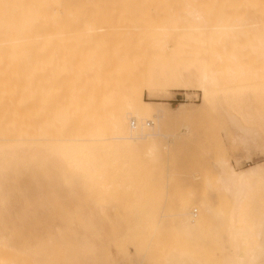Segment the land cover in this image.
<instances>
[{
	"label": "bare ground",
	"instance_id": "6f19581e",
	"mask_svg": "<svg viewBox=\"0 0 264 264\" xmlns=\"http://www.w3.org/2000/svg\"><path fill=\"white\" fill-rule=\"evenodd\" d=\"M130 50L155 64L156 80H148V65L117 55ZM249 55L262 76L264 0H0V264H119L123 252L128 264H197L174 250L153 260L156 244L148 241L174 217L177 234L188 237L210 204L186 203L136 234L130 228L129 242L113 234L114 252L104 227L84 224L79 212L98 191L103 216L110 198L138 191L134 178L151 169L142 160L164 162L170 112L184 119L187 104L168 110L167 102H146L144 90L188 82L202 93L198 112L216 95L231 106L239 103L236 87L250 80ZM249 139L245 133L244 150ZM215 165L235 205L231 185L264 176V161L239 171ZM155 173L164 176V165ZM246 228L251 246L231 264L264 255V213Z\"/></svg>",
	"mask_w": 264,
	"mask_h": 264
},
{
	"label": "rangeland",
	"instance_id": "374dc122",
	"mask_svg": "<svg viewBox=\"0 0 264 264\" xmlns=\"http://www.w3.org/2000/svg\"><path fill=\"white\" fill-rule=\"evenodd\" d=\"M130 51L119 52L117 55L128 60L136 59L137 67L148 65L150 74L148 80L151 82L156 80L155 64L144 62L142 55L136 51ZM248 60L250 80L236 87L241 94L237 102H241L242 107L239 103L227 106L223 99L216 95L204 110L198 112L195 105L201 103L202 93L188 82H173L166 92L143 91V99L146 102H167L168 110L177 109L180 103L187 104L186 115L188 116L176 120V113L170 112L173 122L169 124V127L171 128L173 123L174 125L172 130L169 127H167L168 130L166 129V133L172 138L163 140V144L168 147L164 162L158 160L152 166L147 160H142L143 166L145 163L144 168L151 165V169L148 168L149 171L144 169L146 172L134 178L137 179L134 181L139 188L137 192H129L134 194L132 197L127 196L126 191L120 194L121 196L124 194L123 198L118 195L121 199H118L117 195L113 196L117 198L115 202L113 197V200L109 197V202H112H108L106 207L102 208L104 214L99 216L97 212L101 208L98 203L94 202L98 199L97 196L100 198L101 195L100 192L95 191L98 195L94 194L92 205L89 203L87 208L80 210L79 216L84 224L95 226L96 229L104 227L102 238L108 242L112 252H114L113 242H111L113 234L115 239L124 238V242L132 241L134 233L142 230L153 220L157 221L160 216L176 215L182 205L190 203L192 209L202 202L211 205V213L200 222L201 224L199 223L196 229L192 230L193 232L189 230L192 234L188 231L190 233L188 237L177 234L176 222L178 221L175 217V224L171 223L175 225L174 228L170 224L171 219L166 218L167 220L163 221L155 237L148 241L156 244L154 245L156 250L153 253L150 252L151 258L156 260L159 256H165L167 252L174 250L180 256L190 258L197 264H231L233 260L247 252L252 241L246 236L247 223L257 222L264 213V176L246 181L238 180L235 185H231L232 190L235 189L239 194L236 206L233 204L232 192L222 189L225 183L223 184V178L219 177L215 164L217 160H223L235 171H239L264 161V68L260 76L261 70L260 65L258 67L256 55H249ZM188 61L192 60L174 61L173 63L186 64ZM228 86L224 84L219 89L225 91L224 89ZM114 88L123 90V83L115 85ZM150 94L155 99H152ZM185 129H187L186 134ZM243 129H247L246 132ZM245 133L250 138L245 146L248 151L244 150L242 144ZM112 157L110 161H114L115 158ZM163 165L165 174L157 177L155 170H160ZM173 169L174 173H172ZM127 175L124 173L123 176L120 174L116 177H128ZM122 199L126 202H122L125 201ZM116 202L123 203L122 205L128 203L129 206H124L123 209V206L120 204L121 207ZM113 225L118 228L115 227L111 232L109 228ZM133 227L136 230L132 229ZM116 232L118 236L115 235ZM125 234L126 237H124ZM120 256L118 263L128 264L124 252ZM130 257L133 262L135 257L132 255ZM256 264H264V255Z\"/></svg>",
	"mask_w": 264,
	"mask_h": 264
}]
</instances>
